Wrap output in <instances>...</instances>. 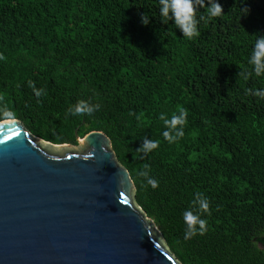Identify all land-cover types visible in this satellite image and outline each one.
<instances>
[{
	"label": "trees",
	"instance_id": "obj_1",
	"mask_svg": "<svg viewBox=\"0 0 264 264\" xmlns=\"http://www.w3.org/2000/svg\"><path fill=\"white\" fill-rule=\"evenodd\" d=\"M218 2L224 14L188 40L161 22L158 0H0V103L56 144L78 145V127L81 138L106 133L137 205L182 264H264V100L245 95L264 76L240 74L264 35V0ZM81 100L100 108L67 115ZM179 107L185 134L168 144L164 119ZM144 137L159 141L147 155L136 151ZM145 164L156 189L137 176ZM196 192L210 203L207 230L185 240Z\"/></svg>",
	"mask_w": 264,
	"mask_h": 264
},
{
	"label": "water",
	"instance_id": "obj_2",
	"mask_svg": "<svg viewBox=\"0 0 264 264\" xmlns=\"http://www.w3.org/2000/svg\"><path fill=\"white\" fill-rule=\"evenodd\" d=\"M78 130L56 144L0 121V264H182L110 137Z\"/></svg>",
	"mask_w": 264,
	"mask_h": 264
},
{
	"label": "clouds",
	"instance_id": "obj_3",
	"mask_svg": "<svg viewBox=\"0 0 264 264\" xmlns=\"http://www.w3.org/2000/svg\"><path fill=\"white\" fill-rule=\"evenodd\" d=\"M159 15L162 18V23L172 21L173 24L182 33V37L192 40L200 35L198 25L201 21H211L214 18L221 17L223 13L222 5L218 0H158ZM203 7L205 14L198 15L199 9ZM141 23L148 25L150 18L147 14L141 16ZM3 59V57H0ZM251 66V73L247 70L240 73L247 80L254 73L255 76H264V35H259L252 47L251 54L247 60ZM29 86L32 87L34 96L40 98L46 95L43 88L37 89L34 82L29 81ZM245 95H251L264 100V88L260 89H245ZM100 105L90 101L81 100L67 110L69 116L87 115L92 116ZM0 120L14 123L17 120V114L0 103ZM187 124V110L179 107L176 114L171 118L164 119L165 130L161 133L162 137L168 144L178 142L184 136V128ZM8 139V137H5ZM141 146L136 150L139 153L147 155L159 146V141L144 137ZM137 176L143 178L142 183L150 186L153 189L158 187L159 182L150 175V166L145 164L143 170L137 172ZM126 181L127 176L125 174ZM121 186H125V179L120 181ZM210 214V203L208 198L202 192H196L192 200V207L186 209L182 214V219L185 224L184 239L188 240L196 235H204L207 230V221L204 216Z\"/></svg>",
	"mask_w": 264,
	"mask_h": 264
},
{
	"label": "rangeland",
	"instance_id": "obj_4",
	"mask_svg": "<svg viewBox=\"0 0 264 264\" xmlns=\"http://www.w3.org/2000/svg\"><path fill=\"white\" fill-rule=\"evenodd\" d=\"M261 247H263V246H261Z\"/></svg>",
	"mask_w": 264,
	"mask_h": 264
}]
</instances>
